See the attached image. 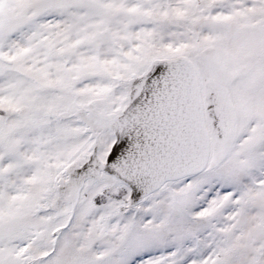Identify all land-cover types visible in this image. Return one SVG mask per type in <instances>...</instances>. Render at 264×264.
Listing matches in <instances>:
<instances>
[{
  "label": "snow or ice",
  "instance_id": "6c2138e0",
  "mask_svg": "<svg viewBox=\"0 0 264 264\" xmlns=\"http://www.w3.org/2000/svg\"><path fill=\"white\" fill-rule=\"evenodd\" d=\"M0 264H264V0H0Z\"/></svg>",
  "mask_w": 264,
  "mask_h": 264
}]
</instances>
